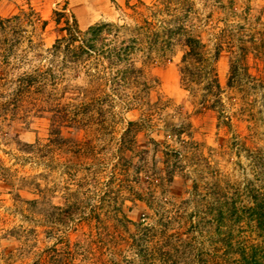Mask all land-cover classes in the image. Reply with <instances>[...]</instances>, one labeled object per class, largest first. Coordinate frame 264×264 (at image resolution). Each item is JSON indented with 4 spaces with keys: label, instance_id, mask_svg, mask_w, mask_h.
Returning <instances> with one entry per match:
<instances>
[{
    "label": "rangeland",
    "instance_id": "rangeland-1",
    "mask_svg": "<svg viewBox=\"0 0 264 264\" xmlns=\"http://www.w3.org/2000/svg\"><path fill=\"white\" fill-rule=\"evenodd\" d=\"M107 6L93 23L75 20L82 32L110 25L117 47L130 42L112 68L48 56L75 18L70 0H0V20L23 12L13 22L16 73L53 66L52 103L64 117L60 139L51 113L19 112L0 127V264H243V250L261 258L264 0ZM188 40L212 70L190 91Z\"/></svg>",
    "mask_w": 264,
    "mask_h": 264
},
{
    "label": "trees",
    "instance_id": "trees-1",
    "mask_svg": "<svg viewBox=\"0 0 264 264\" xmlns=\"http://www.w3.org/2000/svg\"><path fill=\"white\" fill-rule=\"evenodd\" d=\"M22 13L20 12L10 19L0 20V34L5 37L4 40L0 39V127L8 125L7 123L11 122L19 112L28 113L33 111L35 114L38 113V115L51 113V135L60 139L61 129L64 127V117L57 113L60 109V104L52 103L53 92L56 91L58 85L53 66L47 69L46 72H41V70L37 69L31 74L26 72L16 73L23 61L18 58V54L15 51L19 43L16 40L17 34L14 32L17 27L13 22L19 24ZM53 15L64 17L63 13L54 12ZM70 16L72 25L66 20L64 28H61L64 36L56 40L51 49L47 50L51 59L59 57L64 61L74 63L84 60L88 61V59L93 58L95 61L106 63L112 68L118 62L129 58L130 52L127 43L130 42H121L119 47L115 46V42L109 38L112 34L111 29H109L111 28L110 25L98 23L82 32L74 16L72 14ZM55 23L58 24L59 21L56 20ZM198 46H200L199 42L188 40L186 47L189 50L182 59L184 67L181 73L183 82L186 80L188 83L186 86L188 91L192 90L190 88L191 85L197 86L200 84V75L204 70L203 64L206 63L202 57H197ZM217 55L218 52L214 54V59L217 58ZM192 56H195V63L199 65L197 66L198 68H193L196 74L189 67L188 59ZM204 71L207 76H210L208 73L212 72L211 69L206 67ZM209 81L208 86L210 89L213 88L216 92L220 90L215 74L212 75ZM28 147L33 148V146ZM261 208V206H258L259 210ZM260 219H258V227L261 229ZM237 256L239 258L238 261L243 264H264V256L260 258L254 250H243L238 252Z\"/></svg>",
    "mask_w": 264,
    "mask_h": 264
},
{
    "label": "crops",
    "instance_id": "crops-1",
    "mask_svg": "<svg viewBox=\"0 0 264 264\" xmlns=\"http://www.w3.org/2000/svg\"><path fill=\"white\" fill-rule=\"evenodd\" d=\"M109 0H70L74 4L72 9L78 24L86 26L87 23H93L104 16L108 10L107 2ZM121 3L122 0H113Z\"/></svg>",
    "mask_w": 264,
    "mask_h": 264
}]
</instances>
